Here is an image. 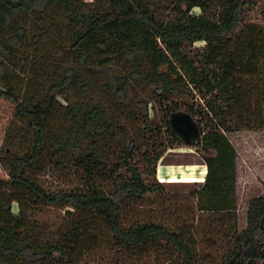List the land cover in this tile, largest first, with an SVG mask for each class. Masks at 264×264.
<instances>
[{
  "label": "trees",
  "instance_id": "1",
  "mask_svg": "<svg viewBox=\"0 0 264 264\" xmlns=\"http://www.w3.org/2000/svg\"><path fill=\"white\" fill-rule=\"evenodd\" d=\"M254 5L264 0H0V264H78L105 234L117 249L111 264L149 252L197 264L187 225L122 221L127 204L162 188L135 166L140 158L155 176L163 151L140 147L160 127L170 145L215 153L196 199L219 214L232 243L221 264H264V196L248 204L238 233L237 156L225 136L264 126V26L249 19ZM196 42L203 53L189 58L183 47ZM183 84L201 104L173 100ZM134 88L157 99L137 100L138 115L148 119L157 105L163 125L137 126L125 107ZM67 163L84 188L44 190L39 177ZM52 206L71 209L56 232L36 219Z\"/></svg>",
  "mask_w": 264,
  "mask_h": 264
},
{
  "label": "rangeland",
  "instance_id": "2",
  "mask_svg": "<svg viewBox=\"0 0 264 264\" xmlns=\"http://www.w3.org/2000/svg\"><path fill=\"white\" fill-rule=\"evenodd\" d=\"M214 9L211 10L213 15ZM192 15H199L200 10L194 8L191 10ZM251 22L264 26V5L257 7L252 6L249 13ZM205 43L196 42L193 45L183 47V52L189 58H197L203 53ZM141 87V86H139ZM179 95H174L173 100H186L202 103L201 95L193 89L192 86L183 84ZM147 100L153 104L155 99L149 91L142 92L133 89L125 104L132 114L139 116L140 113L136 101ZM6 118H9L12 111H5ZM154 112V113H153ZM1 114V112H0ZM164 111H160L155 105L154 111L150 113L148 119L138 117L137 126L142 123L147 125H163ZM264 117V104L263 113ZM128 124L127 120H123ZM135 125V124H134ZM229 125V124H228ZM227 125V126H228ZM6 125L0 122V140H2V131ZM128 127V125H126ZM127 134L133 135V131L128 127ZM161 133L156 136V131L144 134L141 143L140 152L147 151L151 156L155 150H162L163 154L156 163L154 177L150 175V167L141 161L140 158L135 163L136 168L142 174V178L148 185L153 182L160 184L161 189H154L147 193L142 199L127 204L124 208L123 223L124 225L142 222L146 219H152L173 225L185 224L189 228L190 236L194 242L196 250L197 264H221L226 257L229 248L232 247L231 241L224 239L220 234V223L217 222L218 215L206 210L200 211L198 207L197 193L200 192L204 182L200 185V179L203 177L201 165L205 164L206 158L213 157L215 153L210 151L203 153V149L193 145L172 144L169 138L160 127ZM228 141L233 146L236 159V185L233 193L235 206V227L237 232H241L246 227V213L248 204L261 196H264V126L261 130L254 131H237L225 134ZM157 137L164 146H156ZM1 144V143H0ZM2 145V144H1ZM0 145V147H1ZM207 168V167H206ZM207 171V170H206ZM2 175V172H0ZM207 174V173H206ZM206 177V176H205ZM155 178V179H154ZM40 185L44 190L55 192L59 190H71L75 188H84L83 180L74 166L70 163L64 164L63 167L47 169L39 177ZM154 180V181H153ZM205 181V178H204ZM70 208L42 207L37 213L36 219L46 226L51 232L59 230L67 221L66 211ZM16 212V207H13ZM227 223V222H226ZM226 227L231 228V223ZM224 226L223 229H226ZM117 249L110 240V237L104 235L101 243L90 254L86 255L78 264H111L114 263L113 257ZM121 255V254H119ZM117 255V256H119ZM121 257V256H120ZM131 258V264H169L168 256L157 255L149 252L138 258ZM119 264L123 261L119 260Z\"/></svg>",
  "mask_w": 264,
  "mask_h": 264
},
{
  "label": "crops",
  "instance_id": "3",
  "mask_svg": "<svg viewBox=\"0 0 264 264\" xmlns=\"http://www.w3.org/2000/svg\"><path fill=\"white\" fill-rule=\"evenodd\" d=\"M200 167L203 170V177L200 179V181H197V182H199V184L201 185L204 182V178H205L206 173H207V171H206L207 168H206L205 164L201 165ZM236 167H237V165H236Z\"/></svg>",
  "mask_w": 264,
  "mask_h": 264
}]
</instances>
